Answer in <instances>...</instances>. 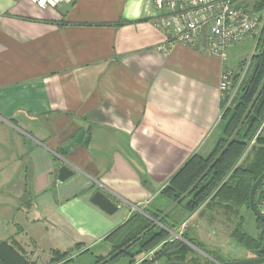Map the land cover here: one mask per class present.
<instances>
[{
	"label": "crops",
	"instance_id": "1",
	"mask_svg": "<svg viewBox=\"0 0 264 264\" xmlns=\"http://www.w3.org/2000/svg\"><path fill=\"white\" fill-rule=\"evenodd\" d=\"M156 17L153 0L44 10L0 0V242L23 243L36 260L42 242L52 253L108 256L114 231L164 204L160 192L181 167L214 150L228 66L181 45L165 54ZM64 165L74 175L59 182ZM95 192L117 210L92 204ZM214 208L205 203L177 231L191 227L226 260L233 230L218 235Z\"/></svg>",
	"mask_w": 264,
	"mask_h": 264
},
{
	"label": "trees",
	"instance_id": "2",
	"mask_svg": "<svg viewBox=\"0 0 264 264\" xmlns=\"http://www.w3.org/2000/svg\"><path fill=\"white\" fill-rule=\"evenodd\" d=\"M262 3H264V0L263 2H259L258 6L261 7ZM258 43L259 47H261L257 54L253 56V58H255V66H258L253 80L249 82L250 79H247L244 84H241L240 94L227 108H224L227 102V96L225 100H221L220 135L214 150L206 157H201L199 155L192 156L181 167L177 174L160 192V198L167 202V206L164 208L146 206L142 209L150 218L157 219L171 203L177 200L197 180L234 132L264 76V31ZM235 82L234 77V84ZM263 116L264 90L234 143L194 189L190 196L163 219L161 225L153 228L125 253L113 259L111 262L116 261L121 256L128 257L129 260L130 258L135 259L139 257L140 260L145 256V253L147 254L157 248L153 253L154 257L149 260L150 262L145 260L140 264L155 263L160 260L164 263L210 264L211 259L217 261L218 264H225L227 260L222 259L214 250H210L196 241L192 236L191 227H185L180 232H178L177 229L188 217L193 215L202 205L208 202L217 204L225 208L226 211L229 210V212L238 211L244 207L249 209V193L251 186L264 171V148L258 146L264 145V140H257L256 144L258 147L256 146L257 148L256 151H254V156L246 165H239L238 162L244 155L247 145L254 137ZM263 186L264 180L258 186L256 192L260 193ZM259 193L257 195L258 200H255L256 206L261 197V193ZM180 207L185 210L186 214L174 220L173 215ZM241 224L242 220L240 222L238 221L230 238L238 242L244 249L249 251L250 254L254 255V258L263 257L264 223L255 219V228L258 230L256 237L248 235L243 230ZM150 225L151 221L148 218L143 217L141 214L134 213L132 217L124 222L111 235L110 240L113 246L109 255L133 240ZM173 233L180 235L181 239L173 237ZM14 243L15 242H0V264H33L24 258L16 249ZM195 249L201 252L197 253L198 259H202V261L195 258ZM191 254L194 255L193 260H187V257ZM52 255L54 256L52 262H54V260L59 262L62 257H65L66 253L59 254L58 252H53ZM199 256L204 258H199ZM102 259L104 258L98 257L95 264Z\"/></svg>",
	"mask_w": 264,
	"mask_h": 264
},
{
	"label": "built area",
	"instance_id": "3",
	"mask_svg": "<svg viewBox=\"0 0 264 264\" xmlns=\"http://www.w3.org/2000/svg\"><path fill=\"white\" fill-rule=\"evenodd\" d=\"M39 10L69 4L72 0H27ZM157 17L153 26L164 34L160 49L169 53L181 45L195 52L225 60V52L264 27V8L254 9L249 0H153ZM234 84V75L223 66L218 84L220 100H225ZM264 140V116L251 140ZM264 217V186L257 204ZM181 239L180 235L176 236ZM150 258V257H149Z\"/></svg>",
	"mask_w": 264,
	"mask_h": 264
},
{
	"label": "rangeland",
	"instance_id": "4",
	"mask_svg": "<svg viewBox=\"0 0 264 264\" xmlns=\"http://www.w3.org/2000/svg\"><path fill=\"white\" fill-rule=\"evenodd\" d=\"M259 2H263V0L262 1L261 0H249L250 5L256 10H258L260 8H264V3H262L261 7L258 6ZM263 31H264V27L258 33H255L253 35L254 37L251 36L250 38H248V39H246L240 43H237V44L231 46L228 50H226L224 64H226L229 67V69L232 70L236 82H235V84H233L234 86H233L231 92L227 93L228 94L227 102L225 105L226 107L224 106V108H227L230 105V103L238 97V95L240 94V91H241V88H240L241 84L242 83L244 84V82L247 79H250L252 72L255 68V58H253V56L255 54H257V52L260 48L258 45L259 44L258 42L263 36ZM256 142L257 141H255L253 144L251 143V141L249 142V144L247 145V148L245 150L244 155L242 156V158L238 162L239 165H242V166L246 165L251 160V158L254 156V151H256V148L258 146H262L264 148V145H258L257 146ZM258 193L256 192L255 198H257ZM255 200H257V199H255ZM165 206H167V202L159 205L160 208L165 207ZM140 213L143 217L147 218L148 215L146 213H144L143 211H141ZM213 213L215 215L214 216L215 221H216L215 224L217 225L218 230L220 231V233L218 234L219 236H221L222 232H224L225 235H227V232L233 230V228L237 226L238 221L240 222L242 220L244 231L247 232L250 236L255 235L254 237H256L257 234L255 232L256 231V229H255L256 224H255V219H254L255 217L253 216V214L251 213V211L247 207L246 208L244 207L243 209H240L238 211H230V212H229V210L226 211L225 208H223V207H222V210L214 208ZM185 214H186L185 210H183L180 207L179 209H177V212L173 215V219L176 220L179 218V216H185ZM223 221L225 223H223ZM179 228L177 230H180ZM23 229H24V231H26L28 228H23ZM33 232L40 233L36 229ZM177 235L178 234H175V233L172 234V236L175 238ZM45 240L49 241V243L46 242L48 246H50V245H51L50 247L55 246V244H54L55 242H51L52 240L50 239V237H45ZM14 245H15L16 249L24 256V258H26L29 262H31L33 264H95V261L97 260L96 257L91 258V256L88 254L83 256V254H80V253L67 252L65 257H62V259L58 258L61 261L59 260V262H58V261L54 260V262H52V259L54 256L52 255V252H49V249L45 247V244L43 242L41 245V249L43 252L40 254V258L36 260L34 258H30V256H28V253H27V255L24 253V251H23L24 244L23 243H21L20 245L19 244H14ZM224 245H226V249H224V251H227V254L225 255V257H228L227 259L225 258L226 260H230L229 262L234 261L233 259H237L235 261L245 260V259H243V257H244V254L246 255V251H245L244 247H242L238 242H235L234 240L229 239L226 241V243ZM25 247H24V250H26ZM156 250H157V248H155L154 250L150 251L147 254L145 253V256L142 257L140 260H139V257H137L135 259L130 258V260H129L128 257L121 256L116 261L111 262V263L109 262V263L110 264H140L141 262H143L145 260L150 262L149 260L152 259L153 253ZM26 252H28V251H26ZM197 252L199 253L200 251L195 249V253H196L195 258L198 259V253ZM191 255L187 257V260H193L194 255H192V256ZM106 257L107 256H105L103 258H106ZM199 258H204V257L199 256ZM198 260L202 261V259H198ZM210 263H218V262L211 259ZM149 264H154V263H149Z\"/></svg>",
	"mask_w": 264,
	"mask_h": 264
},
{
	"label": "water",
	"instance_id": "5",
	"mask_svg": "<svg viewBox=\"0 0 264 264\" xmlns=\"http://www.w3.org/2000/svg\"><path fill=\"white\" fill-rule=\"evenodd\" d=\"M258 66L256 65L252 75L250 77L249 82H251L254 78V75L257 71ZM264 90V76L250 102L247 109L245 110L243 116L241 117L237 127L235 128L232 135L227 139L225 144L222 146V148L218 151V153L214 156L208 167L205 169V171L197 178V180L173 203H171L168 208L157 218L153 219L149 216L148 219L151 221V225L147 227L143 232H141L139 235H137L133 240L128 242L126 245L118 249L117 251L113 252L106 258L102 259L96 264H108L113 259L117 258L121 254L125 253L129 248H131L134 244H136L139 240H141L149 231H151L156 226L161 225V222L163 219H165L175 208H177L193 191L194 189L201 183V181L206 177V175L210 172V170L215 166V164L222 158V156L228 151L230 146L234 143L236 140L238 134L240 133L244 123L250 116L255 104L257 103L258 99L260 98L262 92ZM74 175V171L69 168V166L64 165L61 166L58 170L57 174V180L59 182H63L66 179L72 177ZM264 180V171L258 176V178L255 180L253 185L251 186L250 193H249V209L256 220L261 221L264 223V217L259 213L258 208L255 204V193L258 188V186L262 183ZM92 204L97 206L100 210H102L104 213L111 215L116 210V205L104 194L101 192H95L92 195L91 198ZM164 264H181V263H175V262H167ZM210 264H218V263H210ZM225 264H264V256L258 257V258H251L241 261H232V262H226Z\"/></svg>",
	"mask_w": 264,
	"mask_h": 264
},
{
	"label": "bare ground",
	"instance_id": "6",
	"mask_svg": "<svg viewBox=\"0 0 264 264\" xmlns=\"http://www.w3.org/2000/svg\"><path fill=\"white\" fill-rule=\"evenodd\" d=\"M254 37V36H253ZM261 47V46H260ZM238 75V74H237ZM237 78V77H236ZM236 100V99H235ZM221 102V101H220ZM226 107V106H225ZM263 144V143H262ZM240 168V167H239ZM263 171V170H262ZM258 174V173H257ZM261 193V192H260ZM190 196V195H189ZM188 196V197H189ZM256 197V196H255ZM255 199H257V198H255ZM258 200V199H257ZM210 201V200H209ZM146 212V211H145ZM235 225V224H234ZM234 227V226H233ZM258 231V230H257ZM148 234V233H147ZM205 247V246H204ZM247 253V252H246ZM154 257V256H153Z\"/></svg>",
	"mask_w": 264,
	"mask_h": 264
}]
</instances>
